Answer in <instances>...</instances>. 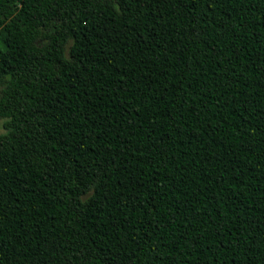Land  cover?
<instances>
[{
    "label": "trees",
    "instance_id": "1",
    "mask_svg": "<svg viewBox=\"0 0 264 264\" xmlns=\"http://www.w3.org/2000/svg\"><path fill=\"white\" fill-rule=\"evenodd\" d=\"M0 264H264V0H0Z\"/></svg>",
    "mask_w": 264,
    "mask_h": 264
},
{
    "label": "rangeland",
    "instance_id": "2",
    "mask_svg": "<svg viewBox=\"0 0 264 264\" xmlns=\"http://www.w3.org/2000/svg\"><path fill=\"white\" fill-rule=\"evenodd\" d=\"M4 133V130L2 128V120L0 119V134Z\"/></svg>",
    "mask_w": 264,
    "mask_h": 264
}]
</instances>
